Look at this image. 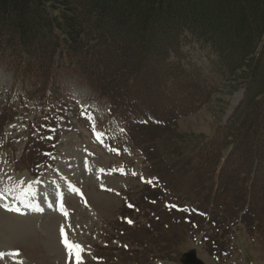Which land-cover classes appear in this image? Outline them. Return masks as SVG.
<instances>
[{
    "label": "trees",
    "instance_id": "1",
    "mask_svg": "<svg viewBox=\"0 0 264 264\" xmlns=\"http://www.w3.org/2000/svg\"><path fill=\"white\" fill-rule=\"evenodd\" d=\"M193 43L213 54L209 74L185 51ZM0 57L24 95L58 101L60 76L81 79L152 154L159 184L163 162L182 159L193 199L264 209V0H0ZM233 83L243 96L212 137L175 135L178 120ZM147 128L163 134L146 138ZM161 143L163 157L153 155ZM183 218L217 225L206 210Z\"/></svg>",
    "mask_w": 264,
    "mask_h": 264
},
{
    "label": "rangeland",
    "instance_id": "2",
    "mask_svg": "<svg viewBox=\"0 0 264 264\" xmlns=\"http://www.w3.org/2000/svg\"><path fill=\"white\" fill-rule=\"evenodd\" d=\"M185 51L210 73L209 49L193 43ZM220 87L210 103L178 120L177 137L188 143L210 138L227 121L244 89L236 83ZM58 88V101L24 95L0 57V188L11 189L0 197V264H75L62 228L83 247L84 264H181L190 250L205 264H264V209L247 214L237 197L239 207L225 203L218 210L193 199V189L186 192L194 180L182 159L163 162L165 184H159L147 162L152 154L135 146L105 101L77 76H60ZM143 134L163 133L147 128ZM157 145L153 155L160 157L169 146ZM164 189L173 192L162 200ZM205 210L217 225L183 218Z\"/></svg>",
    "mask_w": 264,
    "mask_h": 264
},
{
    "label": "snow or ice",
    "instance_id": "3",
    "mask_svg": "<svg viewBox=\"0 0 264 264\" xmlns=\"http://www.w3.org/2000/svg\"><path fill=\"white\" fill-rule=\"evenodd\" d=\"M103 171V170H102ZM8 180H11V177H7ZM0 182H2V178H0ZM150 182V181H149ZM20 183V182H17ZM75 191H78V189H74ZM6 192H11L10 188H0V197H5ZM82 194V193H81ZM6 206V205H5ZM7 207V206H6ZM172 207H177L173 205ZM16 211H19V209H15ZM60 210L64 216H68V211L65 208L63 202L61 201ZM128 223H132L131 220L128 221ZM70 226V225H69ZM61 235L63 237V244L67 250L69 260L71 261L73 258L75 260V264H84L81 253L84 251L83 247L68 238V234L64 231V229H61ZM127 247V245H125ZM19 253L9 254V255H18ZM5 253H0V259L3 258ZM22 264V262H20Z\"/></svg>",
    "mask_w": 264,
    "mask_h": 264
},
{
    "label": "water",
    "instance_id": "4",
    "mask_svg": "<svg viewBox=\"0 0 264 264\" xmlns=\"http://www.w3.org/2000/svg\"><path fill=\"white\" fill-rule=\"evenodd\" d=\"M182 264H205L197 258L195 250H191L183 255Z\"/></svg>",
    "mask_w": 264,
    "mask_h": 264
}]
</instances>
